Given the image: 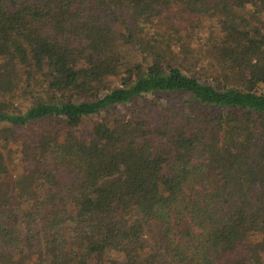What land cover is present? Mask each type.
<instances>
[{
	"label": "trees",
	"instance_id": "obj_1",
	"mask_svg": "<svg viewBox=\"0 0 264 264\" xmlns=\"http://www.w3.org/2000/svg\"><path fill=\"white\" fill-rule=\"evenodd\" d=\"M0 264H264V0H0Z\"/></svg>",
	"mask_w": 264,
	"mask_h": 264
},
{
	"label": "rangeland",
	"instance_id": "obj_2",
	"mask_svg": "<svg viewBox=\"0 0 264 264\" xmlns=\"http://www.w3.org/2000/svg\"><path fill=\"white\" fill-rule=\"evenodd\" d=\"M166 98L169 100L171 103H177V104H186L189 96L184 95L182 93H171L165 95Z\"/></svg>",
	"mask_w": 264,
	"mask_h": 264
}]
</instances>
